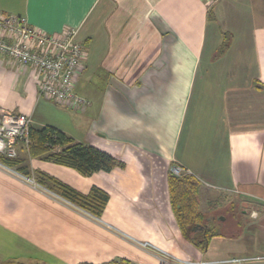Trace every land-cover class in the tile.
<instances>
[{
	"label": "crops",
	"instance_id": "0c3cea01",
	"mask_svg": "<svg viewBox=\"0 0 264 264\" xmlns=\"http://www.w3.org/2000/svg\"><path fill=\"white\" fill-rule=\"evenodd\" d=\"M0 9L47 33L78 30L87 55L76 92L90 102L80 111L46 100L31 68L0 58V106L125 163L85 176L19 147L43 189L0 163V224L31 243L30 257L264 264V0H0ZM225 33L230 44L219 56ZM174 165L199 182L203 212L226 206L221 196L243 206L234 231L213 236L206 250L178 228L168 198ZM50 179L83 194L104 189L101 218L51 194Z\"/></svg>",
	"mask_w": 264,
	"mask_h": 264
},
{
	"label": "built area",
	"instance_id": "2783aa9c",
	"mask_svg": "<svg viewBox=\"0 0 264 264\" xmlns=\"http://www.w3.org/2000/svg\"><path fill=\"white\" fill-rule=\"evenodd\" d=\"M204 1L211 7L219 0ZM77 35L76 28L58 34L47 33L30 25L26 17L0 9V58L21 68H31L41 97L71 110L84 111L90 102L76 92V84L86 67L87 48ZM31 129V119L27 115L0 106V154L17 158L19 145H30ZM171 173L182 176L189 171L174 165ZM147 245L142 244L143 247ZM240 261L234 258L214 264H238Z\"/></svg>",
	"mask_w": 264,
	"mask_h": 264
},
{
	"label": "trees",
	"instance_id": "16d2710c",
	"mask_svg": "<svg viewBox=\"0 0 264 264\" xmlns=\"http://www.w3.org/2000/svg\"><path fill=\"white\" fill-rule=\"evenodd\" d=\"M229 40L230 35L225 33L224 41L218 51L219 56L228 48ZM29 136V147L33 157L68 166L85 176L99 171L109 172L116 167L123 168L125 166L124 162L109 153L93 145L79 142L73 136L53 126H46L42 129L32 128ZM0 161L28 174L26 166L21 164L19 158H9L0 154ZM50 180L58 187L63 197L77 204L92 217L101 218L109 201V194L104 189L94 186L89 193L83 194L72 186L55 179ZM38 182L42 185L46 184L42 178ZM169 186L171 202L180 230L198 248L206 250L210 239L222 234V231L215 229V221H221V219L218 218L219 216L212 215L211 211L203 212L199 194L200 184L190 174L182 176L171 174ZM196 226L204 228L194 230L193 228ZM123 260L119 264H129L127 260L124 262Z\"/></svg>",
	"mask_w": 264,
	"mask_h": 264
},
{
	"label": "rangeland",
	"instance_id": "374dc122",
	"mask_svg": "<svg viewBox=\"0 0 264 264\" xmlns=\"http://www.w3.org/2000/svg\"><path fill=\"white\" fill-rule=\"evenodd\" d=\"M21 146L23 147V149L26 152L31 154V148L29 146L27 147L24 144H20L19 147H21ZM17 158H19V148H18V157ZM0 163L5 165L1 161H0ZM5 166L8 168H11V170L14 172H17L23 179H25L27 182L34 185L35 187L47 188L45 185H42L41 183L36 181L34 177H32V176L30 177L29 172L27 174V173H23V172L17 170V168H15V167H10L8 165H5ZM171 174L172 173H170V175ZM26 177H28L29 179ZM169 177H168V198L170 200V203H171V206L173 209V214L175 216V220L177 221L175 210H174V207H173L172 202H171ZM50 185L55 190V192L52 191L53 193H51V194L56 195L59 199H61L63 201L65 200L66 203L78 208L82 212H85V214H88L85 210L79 208L77 206V204H75V203L71 202L70 200L66 199L65 197H63L60 194V190L58 189V187H56L52 183H50ZM199 194H200V192H199ZM221 197H222V200H224L223 204H226V206L220 205L221 207L219 208V205L217 206L216 205L217 203H215L216 208H213L212 210H209V211H211V214L214 216H223L224 217V219H222L221 221H215V229H219L222 232L232 233L234 231V228H233V226H231L232 224L230 222L232 221L233 216L235 218V216L242 214L243 206H241V204L235 202L236 198H233L231 196H230V198L225 197V196H221ZM203 206H204V209L207 211L208 210V207H207L208 204L205 202V203H203ZM88 215H90V214H88ZM177 224H178V222H177ZM178 228L180 229L179 224H178ZM181 233H182V231H181ZM185 238L189 242H191L187 237H185ZM154 244H157V243H154ZM157 246H160L164 250V248L161 245L157 244ZM146 247L148 248L149 246L147 245ZM31 250H33L31 243L27 242L26 240L24 241L22 236H19V234L12 231L11 229H6L4 224L3 225L0 224V264H56V263H53L54 262L53 260H55L54 257L45 255L43 253H41V254L37 253L35 255H32V257H30L31 253L29 251H31ZM154 250H156V251L158 250V251L156 252ZM151 251L159 253V255H161L163 257H166L164 252H169L167 250L162 251L161 249H157V248L155 249L154 247H152ZM188 256H191V254H189ZM196 258H197L196 256H191L190 259H196ZM7 259H10V260H7ZM6 261H8V262H6ZM124 261H126V260H123V262ZM134 264H137V262H134Z\"/></svg>",
	"mask_w": 264,
	"mask_h": 264
},
{
	"label": "water",
	"instance_id": "95a60500",
	"mask_svg": "<svg viewBox=\"0 0 264 264\" xmlns=\"http://www.w3.org/2000/svg\"><path fill=\"white\" fill-rule=\"evenodd\" d=\"M218 218L221 219V220L224 219L223 216H219ZM203 228H204L203 226H202V227H198V226H196V227H194L193 229H194V230H198V229H203Z\"/></svg>",
	"mask_w": 264,
	"mask_h": 264
}]
</instances>
